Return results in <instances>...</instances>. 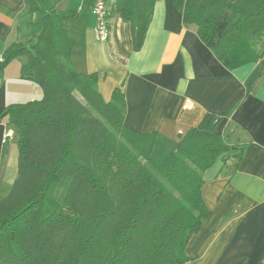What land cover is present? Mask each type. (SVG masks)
Masks as SVG:
<instances>
[{
	"label": "trees",
	"instance_id": "trees-1",
	"mask_svg": "<svg viewBox=\"0 0 264 264\" xmlns=\"http://www.w3.org/2000/svg\"><path fill=\"white\" fill-rule=\"evenodd\" d=\"M60 1L27 0L43 29L3 55V66L21 58V78L43 95L3 112L18 137L19 166L0 199V264H187V245L211 214L204 173L219 158L238 168L244 148L208 112L158 160L157 132L125 122L123 86L107 101L98 73L76 70L65 27L74 12ZM157 1L113 0L108 8L130 23L135 51ZM173 1L228 69L264 60V0Z\"/></svg>",
	"mask_w": 264,
	"mask_h": 264
},
{
	"label": "crops",
	"instance_id": "crops-1",
	"mask_svg": "<svg viewBox=\"0 0 264 264\" xmlns=\"http://www.w3.org/2000/svg\"><path fill=\"white\" fill-rule=\"evenodd\" d=\"M110 7L113 0H106ZM95 0H61L75 40L72 60L80 74L98 73V88L110 100L123 86L125 122L140 132H157L154 156L161 160L197 126L205 113L221 117L217 131L244 148L238 168L219 158L204 173L202 194L211 210L187 245V264H260L264 261V60L228 69L184 22L173 0H158L140 50L133 49L130 23L110 18L107 40L97 36ZM43 29L27 0H0V199L18 176V137L4 110L41 98L42 89L21 78L22 59L2 65L6 49L26 43ZM231 110L227 113L228 109ZM9 134V136H7ZM17 143H12V138ZM12 148V149H11Z\"/></svg>",
	"mask_w": 264,
	"mask_h": 264
},
{
	"label": "built area",
	"instance_id": "built-area-1",
	"mask_svg": "<svg viewBox=\"0 0 264 264\" xmlns=\"http://www.w3.org/2000/svg\"><path fill=\"white\" fill-rule=\"evenodd\" d=\"M108 8L106 0H95L93 11L97 18L96 31L100 40H107L110 35ZM7 136H9V134H7Z\"/></svg>",
	"mask_w": 264,
	"mask_h": 264
},
{
	"label": "rangeland",
	"instance_id": "rangeland-1",
	"mask_svg": "<svg viewBox=\"0 0 264 264\" xmlns=\"http://www.w3.org/2000/svg\"><path fill=\"white\" fill-rule=\"evenodd\" d=\"M42 95H43V94H42ZM42 95H41V97H42ZM15 142L17 143V138H16V137L12 138V140H11V145H12V143L15 144ZM11 149H12V148H11ZM10 189H11V188H10ZM10 189H9V191L6 193V195L9 194ZM6 195H5V196H6Z\"/></svg>",
	"mask_w": 264,
	"mask_h": 264
}]
</instances>
